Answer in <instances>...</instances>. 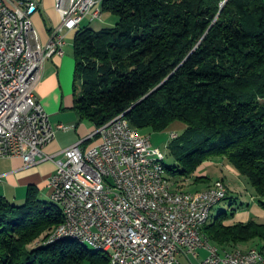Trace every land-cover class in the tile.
Masks as SVG:
<instances>
[{"label":"trees","instance_id":"1","mask_svg":"<svg viewBox=\"0 0 264 264\" xmlns=\"http://www.w3.org/2000/svg\"><path fill=\"white\" fill-rule=\"evenodd\" d=\"M222 3L102 0L116 21L77 30L73 110L97 129L122 113L143 134L182 123L165 172L190 179L203 163L223 159L264 209V3ZM231 215L219 213L201 234L221 250L250 244L264 256V224L226 225ZM62 222L60 207L34 186L22 205L0 197V264H109L71 239L47 243Z\"/></svg>","mask_w":264,"mask_h":264},{"label":"built area","instance_id":"2","mask_svg":"<svg viewBox=\"0 0 264 264\" xmlns=\"http://www.w3.org/2000/svg\"><path fill=\"white\" fill-rule=\"evenodd\" d=\"M60 24L48 43L31 42L38 33L32 17L38 3L0 0V158L19 157L26 167L52 160L56 170L49 177V198L71 211L68 232L79 233L93 244L113 248L116 264H182L179 256H207L200 264H250L256 250L230 254L213 251L197 232L199 215L226 195V185L215 181L214 192L192 193L173 189L165 168H154L150 151H159L150 136L133 128L122 113L96 129L84 147L78 141L60 159L44 154L55 136L49 116L36 98L45 62L63 55L64 34L85 19L101 22L97 10L102 0H55ZM30 27V35H23ZM58 130L65 129L58 126ZM178 137L171 133V140ZM133 173L153 184L158 200L178 199L172 212L143 204ZM3 175L0 174V182ZM191 264V263H188ZM258 264H264L259 262Z\"/></svg>","mask_w":264,"mask_h":264},{"label":"crops","instance_id":"3","mask_svg":"<svg viewBox=\"0 0 264 264\" xmlns=\"http://www.w3.org/2000/svg\"><path fill=\"white\" fill-rule=\"evenodd\" d=\"M31 1L38 3V11L32 17L33 25L38 32L37 34H39L41 43L46 44L49 42L54 29L61 21L59 13L56 10V2L55 0ZM262 1L264 3V0ZM113 20L110 16L105 20L103 17L100 24L114 25L115 20ZM94 23L85 19L78 29L71 31L64 29L62 31L65 36L63 55L54 56L45 62L41 81L35 91L37 100L48 114L50 124L55 129L54 140L44 148L43 152L47 156H55V159H60V153L78 141H85L84 147L93 144V141H87V139L97 128L88 121L80 122L78 120L73 110L75 102L73 86L75 72L74 38L77 30L81 28H90L95 31L101 30ZM58 126H63L65 129L58 130ZM179 128L180 125L172 127L171 133H176ZM176 134L178 135V133ZM208 164L206 163V165ZM55 170L56 166L52 160L41 161L35 165L26 167L23 160L19 157L0 158V174L3 175L0 182V197L5 198L14 205H22L25 202L28 187L34 186L40 191V198L43 196L46 200L51 201L49 199L47 183ZM202 177L209 180L207 168H204ZM194 178L197 177L193 176L191 179H186V181L191 182ZM218 180H222L225 183L228 197L231 193V188H234L235 184H231L225 178H216L204 184H190L187 191L198 192L205 190ZM262 202L264 203V199H262ZM240 203V206L229 204L228 212L225 209L221 211L228 215L232 214L229 220L225 222L226 225L246 223L249 220L264 224V209L257 202L256 196L252 195L246 205L242 204V202ZM251 248L250 244L238 246V249L244 251ZM207 255L205 250H200L195 257L181 255L179 256V260L182 264H200L201 260Z\"/></svg>","mask_w":264,"mask_h":264},{"label":"bare ground","instance_id":"4","mask_svg":"<svg viewBox=\"0 0 264 264\" xmlns=\"http://www.w3.org/2000/svg\"><path fill=\"white\" fill-rule=\"evenodd\" d=\"M97 10L99 13L102 12V2L97 3ZM23 35H30V27H23ZM31 42H38V34L31 33ZM150 159L154 161V168H164L162 159H156L154 151H150ZM133 181L135 184H138V192L139 195L143 198V204H151V202H156V208H164L165 212H172L173 208L178 207V199H171V200H158V194L153 193V184L150 183L148 179H143V173H133ZM216 190V183H214L210 188L199 191V192H192V193H205V192H214ZM184 192V191H182ZM227 195V189H226ZM226 196L222 197L221 201L224 200ZM57 204L63 214V222L59 224L50 234L47 243H55L60 240L64 239H71L76 241L78 244L85 246L88 249H91L92 252L101 253L103 255L108 256L109 264H116V257L112 247L104 244H93L90 242V239L83 235H79V233L68 232V229L71 227V211L66 208L62 207L59 202L53 201ZM219 202H213L209 205V209H203V213L199 215V223H197V232L200 234V238L206 242L209 247L213 251H225L221 250L217 246L211 244L202 234L201 229L204 225L209 222L210 219V212L212 208ZM255 249H250L246 251H251ZM226 253L230 254H238V252H245L239 249L233 251H225ZM256 257L259 262H264V256L256 250ZM258 261H250V264H258Z\"/></svg>","mask_w":264,"mask_h":264},{"label":"rangeland","instance_id":"5","mask_svg":"<svg viewBox=\"0 0 264 264\" xmlns=\"http://www.w3.org/2000/svg\"><path fill=\"white\" fill-rule=\"evenodd\" d=\"M109 16L112 17L116 21V18L114 16H112L111 14H105V15L103 14L104 20ZM94 25L100 27V29L109 28V27L113 26V25H110V26L109 25H102V24H100V22H95ZM177 125H180V128L177 130L176 133L180 134L183 132V130L185 128L184 125L180 122L173 123L167 130H165L161 133H153L150 131H146V133L150 136L152 145L161 151V152L154 151L156 159H159V160L162 159L163 163L166 166H172V164H173V157L170 154V150L168 149V146L172 142V140H171L172 127L177 126ZM206 163H209V164L206 165ZM204 168H207V171L209 174V177H208L209 180H214L216 178H225L231 184H235V187L231 188L232 190H231L230 195L228 197L226 196V198L224 200L220 201L219 203H217L212 208V210L210 212L209 221H212L213 219H215L217 217V214L219 212H221L223 209H225V211L228 212L227 210H228L229 204H232V206H234V205L240 206V204H241L240 202H242V204L246 205V203H248V201L250 200L251 196L252 195L255 196V192H254L252 186L250 185L248 179L239 175L233 167H231L227 164V162L225 160H223V159L209 160V161L203 163L201 166H199L196 169L193 176L194 177H202ZM230 171H233V172H230ZM165 176L172 181L173 189H175L177 191L188 192L187 190H188L189 185L190 184L192 185L194 183L193 182L194 179H192L191 182H187L186 179H181V178L173 179L166 172H165ZM209 180H207V182H209ZM192 190H194V189H192ZM227 193H228V191H227ZM40 199L46 201L45 197H43V196H41ZM32 247L33 246H30V248H32ZM253 248H256V247H253ZM89 250H91V249H89ZM239 250H241V249H239ZM248 250H250V249H248ZM242 251H244V250H242Z\"/></svg>","mask_w":264,"mask_h":264},{"label":"water","instance_id":"6","mask_svg":"<svg viewBox=\"0 0 264 264\" xmlns=\"http://www.w3.org/2000/svg\"><path fill=\"white\" fill-rule=\"evenodd\" d=\"M227 2V0H224L223 3H222V6Z\"/></svg>","mask_w":264,"mask_h":264}]
</instances>
